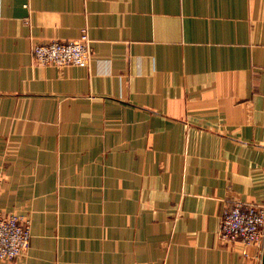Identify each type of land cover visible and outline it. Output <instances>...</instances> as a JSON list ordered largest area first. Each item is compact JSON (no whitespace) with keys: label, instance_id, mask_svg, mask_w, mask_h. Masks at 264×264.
Here are the masks:
<instances>
[{"label":"crops","instance_id":"0c3cea01","mask_svg":"<svg viewBox=\"0 0 264 264\" xmlns=\"http://www.w3.org/2000/svg\"><path fill=\"white\" fill-rule=\"evenodd\" d=\"M0 178L32 234L0 264H263L219 234L264 204V0H0Z\"/></svg>","mask_w":264,"mask_h":264},{"label":"built area","instance_id":"2783aa9c","mask_svg":"<svg viewBox=\"0 0 264 264\" xmlns=\"http://www.w3.org/2000/svg\"><path fill=\"white\" fill-rule=\"evenodd\" d=\"M33 59L42 66H89L93 50L89 35L76 41H53L36 44ZM3 181L0 178V199ZM219 237L227 244L242 243L246 247L264 248V204L236 201L225 208ZM32 239L30 223L23 217L0 211V260L15 261L25 257ZM264 251V250H263Z\"/></svg>","mask_w":264,"mask_h":264},{"label":"water","instance_id":"95a60500","mask_svg":"<svg viewBox=\"0 0 264 264\" xmlns=\"http://www.w3.org/2000/svg\"><path fill=\"white\" fill-rule=\"evenodd\" d=\"M262 260H263V264H264V252H263V259Z\"/></svg>","mask_w":264,"mask_h":264}]
</instances>
